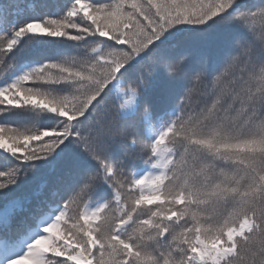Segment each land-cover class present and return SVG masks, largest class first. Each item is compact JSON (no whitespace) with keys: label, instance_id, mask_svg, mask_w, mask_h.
<instances>
[{"label":"snow or ice","instance_id":"obj_1","mask_svg":"<svg viewBox=\"0 0 264 264\" xmlns=\"http://www.w3.org/2000/svg\"><path fill=\"white\" fill-rule=\"evenodd\" d=\"M0 264H264V0H0Z\"/></svg>","mask_w":264,"mask_h":264}]
</instances>
